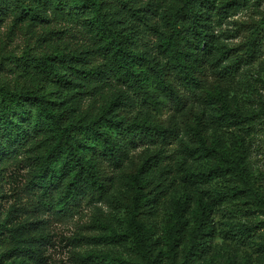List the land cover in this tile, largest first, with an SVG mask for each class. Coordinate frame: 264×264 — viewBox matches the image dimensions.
I'll use <instances>...</instances> for the list:
<instances>
[{"label": "trees", "instance_id": "16d2710c", "mask_svg": "<svg viewBox=\"0 0 264 264\" xmlns=\"http://www.w3.org/2000/svg\"><path fill=\"white\" fill-rule=\"evenodd\" d=\"M176 1L165 12L166 31L159 38L162 57L158 58L138 46L144 30L155 31L148 8L139 0H0V17L12 16L19 24L35 26L64 23L65 31L77 26L91 44V49L66 52L57 46L53 53L45 50L17 59L11 74L33 82L13 84L0 77V176L6 166L31 161L25 187L36 199L32 207L14 203L6 213L0 211V264H48L50 240L39 215L43 211L69 215L85 202H103L115 186L114 174L133 160L137 146L146 144L156 150L142 155L141 164L126 176L122 228L112 229L104 240L130 247L131 259L119 258L116 264H202L215 231L213 206L203 195H198L192 210L187 198L174 201L172 222L165 227L163 241L147 221L162 192L150 176L162 151L180 140L178 130L128 114L129 101L123 93L93 115L82 111L80 101H70L76 98L77 89L86 86L87 91L102 93L112 85L125 87L154 110L170 105L175 111L183 110L187 95L205 88L206 64L217 67L234 52L229 50L218 60L212 57V14L237 10L247 0H227L219 7L217 0ZM243 48L244 53L216 75L234 74L243 63L260 56L261 28ZM40 84L56 91L40 89ZM207 98L215 106V117L229 125L257 116L255 111L234 109L221 90L207 92ZM259 113L264 115V105ZM192 132L199 145L196 149L218 159L205 171L186 169L185 180L209 182L229 175L246 179L241 152L211 145L200 120ZM243 230L251 231L245 226Z\"/></svg>", "mask_w": 264, "mask_h": 264}, {"label": "rangeland", "instance_id": "374dc122", "mask_svg": "<svg viewBox=\"0 0 264 264\" xmlns=\"http://www.w3.org/2000/svg\"><path fill=\"white\" fill-rule=\"evenodd\" d=\"M217 1L219 7L227 0ZM139 2L148 8L147 15L151 17L155 31L144 30L139 36L138 46L150 55L161 58L159 38L166 31L165 12L177 1ZM212 23V57L218 60L223 53L229 50L234 52L217 67L206 64V86L195 94L187 95V105L183 110L175 111L171 105L154 110L125 87L121 89L112 85L106 86L102 93L92 89L87 91L86 86L77 89L76 98L70 97V101H80L82 111L93 115L105 103L123 93L129 105L131 102L126 107L128 114L165 123L178 130L180 140L173 141L162 151L158 166L150 176L154 186L158 185L157 190L162 191L157 208L147 219L156 231V238L163 241L165 227L172 222V206L176 199L187 198L192 210L197 206L198 195H203L213 206L215 231L209 239V252L201 263L264 264V115L259 113L264 105V0H247V4L237 10L214 12ZM257 28H261L263 43L260 56L249 63H243L234 74L224 77L216 75L217 70L223 69L234 57L244 53V45ZM70 29L65 31L64 23L59 22L50 26H35L32 23L19 24L12 16H1L0 77L13 84L24 80L33 82L31 78L20 79L11 74L17 59L30 58L29 55L43 53L45 50L52 52L57 46L66 52L91 49L81 28L71 26ZM38 87L49 92L56 91L48 85L40 84ZM218 90L227 95L234 109L255 111L256 118L238 125L218 120L215 117V106L207 98V92L214 94ZM199 120L211 145L242 153L246 164L245 180L233 175L209 182L193 183L184 179L186 169L205 171L218 159L205 156L201 149H196L199 145L195 141L192 127ZM154 150V147L146 144L132 151L133 160L126 161L122 169L113 173L116 177L115 186L103 202H85L77 212L69 215L53 216L44 211L38 214L43 222L44 233L50 240L47 245L48 264H116L119 258L131 259L132 251L128 245L104 239L111 234L112 229L122 228L127 174L141 164L142 155L152 154ZM31 164V161H23L22 164H11L4 168L0 176V211L3 213L14 203L25 208L36 204V199L28 194L25 187ZM104 167L108 166L105 164ZM243 226L249 227L251 231L246 232Z\"/></svg>", "mask_w": 264, "mask_h": 264}]
</instances>
